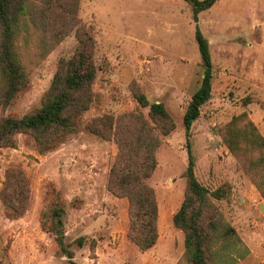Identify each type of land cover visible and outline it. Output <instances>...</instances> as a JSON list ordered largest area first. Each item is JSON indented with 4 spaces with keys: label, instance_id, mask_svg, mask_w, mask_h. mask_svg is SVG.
<instances>
[{
    "label": "rangeland",
    "instance_id": "374dc122",
    "mask_svg": "<svg viewBox=\"0 0 264 264\" xmlns=\"http://www.w3.org/2000/svg\"><path fill=\"white\" fill-rule=\"evenodd\" d=\"M76 19L95 41L93 101L78 130L55 151L40 154L23 134L15 137L14 148H0V264H186L184 234L172 217L184 199L188 147L198 181L209 191L224 185L230 190L224 199H211L204 213L203 226L216 241L212 263L264 264V197L246 173L248 158L240 162L224 142L230 122L242 114L264 138V0H218L197 22L184 0H79ZM29 29L26 42L23 36L16 40L29 87L8 107H0V119L41 107L59 60L70 58L78 45L75 27L59 40L51 28L45 33L33 25ZM196 29L209 44L212 91L187 133L183 116L202 79ZM42 39L48 42L46 52ZM133 87L150 103H162L175 124L161 137L157 167L147 180L159 215L158 239L148 251L128 239L127 199L107 191L117 153L113 132L106 121L94 122L102 135L88 129L95 119L112 118L115 125L125 115L148 118V110L132 96ZM13 167L23 170L30 189L29 207L16 220L6 217L1 200L6 172ZM49 184L64 202L55 229L48 216ZM42 220L49 232L42 229ZM227 225L246 251L226 242ZM66 252L72 253L71 260Z\"/></svg>",
    "mask_w": 264,
    "mask_h": 264
},
{
    "label": "trees",
    "instance_id": "16d2710c",
    "mask_svg": "<svg viewBox=\"0 0 264 264\" xmlns=\"http://www.w3.org/2000/svg\"><path fill=\"white\" fill-rule=\"evenodd\" d=\"M78 1L0 0V107H8L29 87L27 72L17 52L16 40L23 36L27 41L30 25L38 32L44 30V33L51 28V36L57 40L66 34L68 28L75 27L78 40L73 55L59 60L41 107L22 117L6 116L0 119V148H14L15 137L23 134L40 154L55 151L66 136L78 130L81 115L90 108L93 101L92 86L98 70L94 61L95 41L84 26L77 24ZM184 1L191 5L197 22L198 15L211 9L218 0ZM55 22L60 23L54 26ZM195 39L201 58L202 79L183 116L187 133L199 118L200 108L209 101L212 91L213 72L209 44L199 29H196ZM40 42L41 49L46 52L49 49L48 42L44 39ZM131 92L138 107L148 110V118L141 113L125 115L116 120L115 125L112 118L95 119L88 125V129L96 135H102L103 131L94 126V122L106 121L110 132H113L117 153L109 171L107 191L116 198L127 199L128 239L141 251H148L158 239L159 215L155 191L147 180L157 167L156 151L162 143L161 137L173 132L175 124L162 103H150L138 88L133 87ZM243 118L247 121L240 125ZM229 126L224 142L240 162L245 157L248 158L246 173L250 174L255 187L264 197V138L245 114L234 117ZM104 131L109 132L105 128ZM187 158L184 199L173 215L172 223L184 234V262L213 264L212 248L216 241L203 226L204 213L211 205V199H224L228 197L230 190L224 185L209 191L196 178L190 147ZM47 190L46 196L52 202L48 216L55 229L56 222L61 224L64 202L53 184H49ZM29 199V183L23 170L19 167L7 170L1 193L6 217L16 220L24 216L29 207ZM41 226L44 231H50L43 220ZM209 226L213 229L217 227L214 222ZM223 235L229 238L226 242H232L241 251H246L232 227L227 225ZM66 253L71 260L72 253ZM69 264L74 263L70 261Z\"/></svg>",
    "mask_w": 264,
    "mask_h": 264
}]
</instances>
